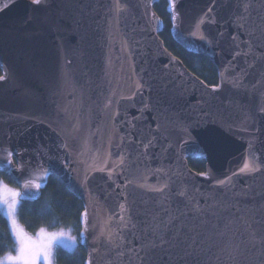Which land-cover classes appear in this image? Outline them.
<instances>
[{
	"label": "water",
	"instance_id": "obj_1",
	"mask_svg": "<svg viewBox=\"0 0 264 264\" xmlns=\"http://www.w3.org/2000/svg\"><path fill=\"white\" fill-rule=\"evenodd\" d=\"M158 1L0 0V161L5 149L19 150L15 164H25L16 172L24 179L35 178L42 164L47 184L56 175L82 200L89 212L87 239L79 238L85 264H148L137 250L170 215L177 217L172 232L184 226L182 236L189 228L214 236V225L235 220L219 247L247 241L241 216L264 235V170L232 175L246 160L264 165V0H250L243 21L246 0H177L181 19L175 26L171 20L172 35L215 63L214 85L165 45ZM209 7V20L193 36ZM167 10L171 18L169 0ZM209 139L216 145L210 154ZM97 157L96 166L107 160L105 171L93 166ZM190 157L204 158L205 170L193 169ZM229 176L230 187L218 183ZM121 214L127 227H120ZM101 228L119 229L121 248L109 245ZM262 262L257 245L235 264ZM200 264L233 262L212 247Z\"/></svg>",
	"mask_w": 264,
	"mask_h": 264
},
{
	"label": "snow or ice",
	"instance_id": "obj_2",
	"mask_svg": "<svg viewBox=\"0 0 264 264\" xmlns=\"http://www.w3.org/2000/svg\"><path fill=\"white\" fill-rule=\"evenodd\" d=\"M42 0H33L34 4H41ZM150 7V5H148ZM169 7L171 11V20L175 26V23L181 19L180 13L177 11V0H169ZM243 14L238 17L239 21H243L249 14V9L252 7L250 0L242 5ZM117 11H120V6L117 4ZM213 9L209 7L204 15L195 22V31L191 34L195 36L197 32L201 31L202 25L209 20L210 14ZM153 19H155L153 17ZM159 24V21H156ZM214 22V19L211 20ZM243 23L240 27H244ZM200 39H207L205 36L201 35ZM235 39V37H233ZM210 42V41H209ZM239 54V53H238ZM5 76L0 75V80H4ZM217 88L214 87L213 91ZM264 111V108L261 109ZM151 143V142H149ZM65 147H67L65 145ZM145 148L148 145H144ZM216 145L209 139L204 144V150L209 154L214 151ZM251 147V145H250ZM6 160L0 161V171H5L10 175L16 182L21 183L24 192L20 189L11 187L3 179H0V216L5 219L8 225L9 233L14 242V252H6L2 257H0V264H54L55 258V248L60 246L65 249H72L75 247L78 240L77 236L71 234V229L65 230L64 228H59L54 231H48L45 227H40L36 237L33 238L24 229V226L19 222L18 216L20 215L21 209L23 208L22 201L35 199L38 195V190L42 187L47 186V177L50 172L42 164L37 165L38 172L35 178L24 179L23 175L16 172V169H21L24 167L25 162L22 161L21 164H15L16 159L22 157V153L19 150H7ZM94 164L95 165V159ZM251 159L258 160L259 158L253 153ZM124 163V157L120 158L118 164H114V171L116 167ZM107 166V160L104 159L103 162L96 166L97 171H105ZM264 170V165L260 163L250 164L247 160L243 163L242 167L239 168L238 172H234L232 175L236 176L239 174H250L255 172H260ZM30 171V170H29ZM111 171H109V178H111ZM201 176H207V173H200ZM39 181V182H38ZM221 186L230 187L232 184V177H226L224 180L218 182ZM167 185L156 189V191H164ZM36 190V191H33ZM183 195V193H181ZM193 210L196 213H201L203 210L198 204L194 205ZM121 211L124 212L125 209L121 205ZM88 209L85 208L81 213L82 223L84 224V230L79 234V238L86 240L87 237L85 233L88 231ZM112 217H109L107 223L111 222ZM177 217L169 216L167 221H161L155 224L150 229V238L145 240L139 250H137V259L141 261H148V264H200V258L206 256L211 252L212 247H218L220 252H226L228 260L235 262L238 260L239 256L243 255V249L245 248H256L257 245L261 249H264V235H259L252 228V223L254 221L245 220L243 216L239 219L247 225L248 239L245 242L243 239L238 241H231L225 244L223 247H219L216 240L225 237L232 230L235 225V220H228L223 229H219L217 226H213L215 235L214 236H204L199 231H195L192 228L188 229V234L182 236L184 233V226L178 227L175 232H172V226ZM120 227H127L128 224L125 222V216L121 214L119 216ZM56 221H53V227H55ZM172 232L171 235L169 233ZM195 232V234H191ZM238 235V234H234ZM100 236L105 237V241L111 245L114 249H119L124 243L123 237L120 235V230L107 231L104 228L100 230ZM211 241V243H209ZM143 252V256L140 255ZM118 255L122 256L123 252H118ZM166 257V261H165ZM216 260H220V256L217 255ZM88 264H91V259H89ZM264 264V262H262Z\"/></svg>",
	"mask_w": 264,
	"mask_h": 264
},
{
	"label": "trees",
	"instance_id": "obj_3",
	"mask_svg": "<svg viewBox=\"0 0 264 264\" xmlns=\"http://www.w3.org/2000/svg\"><path fill=\"white\" fill-rule=\"evenodd\" d=\"M167 4L168 0H159L154 5L156 11L164 21V28L160 32V36L163 38L165 45L175 55L180 57L191 71L208 84H217L218 72L215 63L202 53L188 51L173 37ZM189 163L193 169L199 172L204 171L206 168V160L202 157H190ZM0 179L18 187L14 179L4 172H0ZM22 204L23 208L18 218L27 231L34 233L40 227L48 229L71 227L78 237L79 246L75 250L65 249L60 246L55 248L56 264H85L86 250L80 244L79 239L81 231L80 216L84 208L83 202L65 186L61 178L51 175L46 188L43 189L42 196L37 200L22 201ZM53 221H56L55 227L52 226ZM14 247L8 225L5 219L0 216V256L9 251L14 252Z\"/></svg>",
	"mask_w": 264,
	"mask_h": 264
},
{
	"label": "rangeland",
	"instance_id": "obj_4",
	"mask_svg": "<svg viewBox=\"0 0 264 264\" xmlns=\"http://www.w3.org/2000/svg\"><path fill=\"white\" fill-rule=\"evenodd\" d=\"M9 184V183H8ZM11 187H13V188H17V189H19V187H16V186H14V185H12V184H9ZM18 220H19V218H18ZM20 222V221H19ZM46 228V227H45ZM62 228H64L65 230H68V229H71V234L72 235H74V236H76L75 235V233H74V231H73V229L71 228V227H62ZM25 229V228H24ZM48 231H54V230H57V229H48V228H46ZM59 229V228H58ZM39 230V229H38ZM38 230L36 231V232H34V233H32V232H29V231H27L26 229H25V231L27 232V233H29V235H31L33 238H35L36 237V234H37V232H38ZM78 246H79V241L77 240V242H76V245H75V247L74 248H72V249H70V250H75V249H77L78 248ZM13 254H15V252H13ZM4 255V254H3ZM3 255H1L0 257H2ZM54 264H56V262H55V258H54Z\"/></svg>",
	"mask_w": 264,
	"mask_h": 264
}]
</instances>
